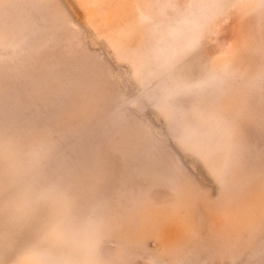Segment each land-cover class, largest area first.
<instances>
[{
	"label": "rangeland",
	"instance_id": "obj_1",
	"mask_svg": "<svg viewBox=\"0 0 264 264\" xmlns=\"http://www.w3.org/2000/svg\"><path fill=\"white\" fill-rule=\"evenodd\" d=\"M0 264H264V0H0Z\"/></svg>",
	"mask_w": 264,
	"mask_h": 264
},
{
	"label": "bare ground",
	"instance_id": "obj_2",
	"mask_svg": "<svg viewBox=\"0 0 264 264\" xmlns=\"http://www.w3.org/2000/svg\"><path fill=\"white\" fill-rule=\"evenodd\" d=\"M25 236V235H24ZM8 255V254H7ZM8 258V257H7Z\"/></svg>",
	"mask_w": 264,
	"mask_h": 264
}]
</instances>
